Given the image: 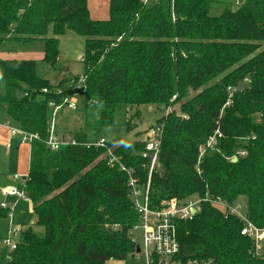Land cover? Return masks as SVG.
<instances>
[{
    "label": "trees",
    "instance_id": "obj_1",
    "mask_svg": "<svg viewBox=\"0 0 264 264\" xmlns=\"http://www.w3.org/2000/svg\"><path fill=\"white\" fill-rule=\"evenodd\" d=\"M144 1L109 0L108 17L93 19L87 0H0V44L44 42L40 60L0 59L5 115L36 135L23 187L33 224L44 230L40 236L30 225L20 229L16 248L6 249L0 264L135 258L130 232L139 216L127 175L108 164L106 148L50 150L45 144L50 103L60 105L74 93L83 97L95 134L112 123L118 104L135 107V115L140 105L164 110L177 104L156 122L163 123V136L150 205L193 195L244 200L248 220L264 225V0H234L216 15L210 12L213 0ZM67 31L85 38L82 73L51 80L44 73L60 66L58 37ZM80 77L84 85L74 89ZM229 88H235L231 96ZM216 130L222 134L217 150L198 158ZM72 137L90 139L83 130ZM145 142L146 136L107 140L141 185L148 176ZM7 218L8 209L0 206V222ZM243 225L203 202L191 220L176 223L178 258L264 264V248L255 252L253 240L241 234Z\"/></svg>",
    "mask_w": 264,
    "mask_h": 264
},
{
    "label": "built area",
    "instance_id": "obj_2",
    "mask_svg": "<svg viewBox=\"0 0 264 264\" xmlns=\"http://www.w3.org/2000/svg\"><path fill=\"white\" fill-rule=\"evenodd\" d=\"M84 78L80 77L75 84L74 89H81L84 85ZM247 80H244L246 83ZM45 91V90H44ZM230 95L235 91V88H229ZM52 117L48 125V137L45 144L50 150H56L64 145L82 144L85 147H105L106 158L109 165H117L119 170L127 175V187L130 199L132 200L134 209L139 216V222L132 229L131 238L139 246V252H135V258L143 261L144 264H214L210 258H191L185 261L178 258L180 251L179 242L177 240V221L191 220L201 209L203 202H210L213 206L220 209L225 215H234L244 221L241 229V234L250 237L253 240L254 250L259 253L264 248V225L259 227L248 220L245 212L241 210V205L238 201L233 203L226 202L220 196L200 197L193 195L183 200L172 198L162 201L160 206H151L149 202L150 181L152 173L158 169L159 153L163 136V123H155L149 128L146 134V142L141 153L143 158L147 159L148 176L145 184L141 185L139 177L133 167L126 166L122 163L121 158L117 156L113 149L107 145V140L104 137L97 139H89L83 143H79L74 137L67 135L65 137L56 133L55 124L53 121L54 113L61 107L66 106L70 110L76 109L74 97L66 98L60 105H53ZM10 132L18 133L21 136V142L31 145L36 135L28 131H24L7 122ZM222 134L216 130L210 136L206 143L200 147L199 157H203L208 151H216L219 139ZM240 154L244 155L242 151ZM235 156L233 159L235 160ZM18 178V176H16ZM8 196H13L17 200L30 202V197L27 195L24 187H11L6 191ZM0 206L8 209V218L11 216L13 206H8L6 203H0ZM20 228L13 227L9 229L8 235L2 240L6 249L11 251L16 248L18 236L11 237L13 234H19ZM140 232L141 241L137 242L136 232Z\"/></svg>",
    "mask_w": 264,
    "mask_h": 264
},
{
    "label": "rangeland",
    "instance_id": "obj_3",
    "mask_svg": "<svg viewBox=\"0 0 264 264\" xmlns=\"http://www.w3.org/2000/svg\"><path fill=\"white\" fill-rule=\"evenodd\" d=\"M158 0H145L146 5H151L152 2ZM213 5L211 8V14H219L226 5L236 4L234 0H213ZM97 5H95V3ZM90 11L92 13L100 10L96 15V18L104 19L108 17V0H90ZM92 6V7H91ZM101 6V7H100ZM84 40L85 38L73 31H67L65 34L58 37V55L60 58V66L57 69H46L45 75L51 80H56L57 78L67 77L70 74L80 75L83 69V63L81 57L84 51ZM43 41H35L33 43H21L17 41H7L2 43L0 46L3 51H14L16 53L29 52L27 49H37L36 52L43 49ZM9 49V50H8ZM77 73V74H75ZM0 100L4 98V83L0 81ZM3 87V88H2ZM73 97L75 99L76 109L70 110L66 106L59 108L53 115V121L58 128H69L72 133L73 131L84 130L88 134L90 139H97L104 137L107 140L118 139L119 141L131 140L135 137L144 138L152 125H154L158 119H161L164 115L169 113L172 109L178 110V105L168 106L166 109L158 106H146L140 105L138 107L139 114L135 115L136 108L130 107L125 104H118L115 107L113 114V121L109 126H104L98 133H94V125L89 124L87 126V119L92 120L90 115H85L84 112V99L78 93H74ZM2 104H0V107ZM4 106V103H3ZM2 106V107H3ZM1 110V109H0ZM138 133V134H137ZM137 134V135H136ZM73 135V134H72ZM62 136V135H60ZM65 137V136H63ZM3 165V164H2ZM15 165L13 162H10L6 167L0 168V187H6L7 185H14V187L22 186L21 177L23 174L15 175L17 172L15 170ZM14 176H18V180ZM16 180V181H15ZM14 182V184H12ZM6 195H3L0 190V200H7ZM241 205V210L245 212L246 204L244 200L239 201ZM32 205L30 202L24 200L15 201L11 203L13 206L11 216L0 222V233L4 239L8 235L9 229L13 227H18L17 225L21 222H24L23 225L26 227L28 224L32 226V230L37 234L42 236L44 234L43 227L36 224H30L31 221H35V214L31 210L29 205ZM21 229V228H20ZM140 232H136L137 242L141 241ZM17 234H13L11 237H17ZM6 247L1 242L0 244V261L5 260ZM125 264H144L142 260L134 258L127 259Z\"/></svg>",
    "mask_w": 264,
    "mask_h": 264
},
{
    "label": "crops",
    "instance_id": "obj_4",
    "mask_svg": "<svg viewBox=\"0 0 264 264\" xmlns=\"http://www.w3.org/2000/svg\"><path fill=\"white\" fill-rule=\"evenodd\" d=\"M89 1L90 0H87V6H88L90 17L93 18V19H99V18H96L97 17L96 14L100 10L99 9L97 11L95 10V12L92 13V11H90V9H91L90 5L91 4H89ZM95 5H97V4L95 3ZM107 6L109 8V0H108V5ZM4 42H7V41H4ZM1 45H2V43L0 44V46ZM27 50L29 52H25L24 51V52H21V53H16L14 51H3L0 48V59H35V60H40L43 57V55H44V46H43V49L40 48V50L38 52H36L37 49H33V48L27 49ZM75 74H77V73H75ZM3 93H4V91H3ZM3 103H4V98L2 100H0V104H2V106H3ZM2 106L0 107V109H1L0 110V168L1 167L2 168L6 167L4 165H8L10 162H13L14 164H17V165H15L16 166L15 170L17 172H15L14 174L15 175L23 174V176L21 177L22 186H23V181H24V179H25V177H26V175L28 173V169H29L31 145H28L26 143H22L21 142V136L18 133L13 134V133L10 132V128H9V126L7 124V122L9 120L7 119V117L5 115L4 106L3 107ZM11 125H13V124L11 123ZM55 130H56V133L58 135H62V136H67V135L72 136V134H73L72 131L69 128H66V127L58 128L55 125ZM73 132H76V130L73 131ZM14 177L17 180L19 178V177L16 178V176H14ZM12 184H14V182ZM22 186H20V187L16 186V187L21 188ZM11 187H14V185H7L6 187H2V188L0 187L1 193L3 195H6L7 197H9V198H7V200H0V203L4 202L8 206H11L10 205L11 203H15V201H18L15 197L8 196L6 194V191L9 188H11ZM20 200H22V199H20ZM29 206H30L31 210L33 211L32 205L30 204ZM33 222H34V220L31 221L30 224H32ZM23 223L24 222H21V223H19L17 225L18 228H21V230L25 228ZM27 226H29V224ZM108 264H125V261H122V260H110V261H108Z\"/></svg>",
    "mask_w": 264,
    "mask_h": 264
},
{
    "label": "water",
    "instance_id": "obj_5",
    "mask_svg": "<svg viewBox=\"0 0 264 264\" xmlns=\"http://www.w3.org/2000/svg\"><path fill=\"white\" fill-rule=\"evenodd\" d=\"M136 252H139V246L136 245Z\"/></svg>",
    "mask_w": 264,
    "mask_h": 264
}]
</instances>
